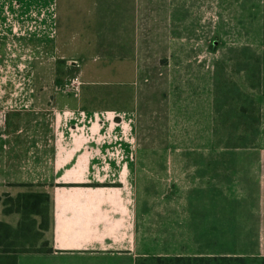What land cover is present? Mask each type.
I'll use <instances>...</instances> for the list:
<instances>
[{
  "label": "crops",
  "instance_id": "crops-1",
  "mask_svg": "<svg viewBox=\"0 0 264 264\" xmlns=\"http://www.w3.org/2000/svg\"><path fill=\"white\" fill-rule=\"evenodd\" d=\"M12 4L0 8V20L8 23L0 24V221L14 229L32 227L42 235L36 249L16 254L15 264H138L146 253L137 248L134 143L139 113L149 99L164 103L159 77L153 86L150 79L163 70L170 40L163 18H158L163 12L159 0ZM163 4L161 0V8ZM29 13L45 14L42 28L20 29L14 17H5L17 14L19 23V16ZM6 47L23 48V54L5 56L1 51ZM43 62L61 66V80L77 74L81 83L72 90L36 86ZM258 117L257 154H219L215 164L214 154H189L196 160L189 162L196 176L202 171L207 175L210 165L220 166L216 177L189 179V185L193 196L197 182L204 189L208 182L219 183L227 192L230 170L235 169L234 182L243 188L254 183L258 228L253 253L264 255V190L258 191L264 186V125ZM6 139L20 140L23 148L5 145ZM257 174L260 180L255 181ZM2 194L19 199L18 207L7 208ZM212 199L195 196L190 202L210 206Z\"/></svg>",
  "mask_w": 264,
  "mask_h": 264
},
{
  "label": "rangeland",
  "instance_id": "rangeland-1",
  "mask_svg": "<svg viewBox=\"0 0 264 264\" xmlns=\"http://www.w3.org/2000/svg\"><path fill=\"white\" fill-rule=\"evenodd\" d=\"M2 6L12 7V0L4 5L0 0ZM159 9L163 12L158 18H163L166 33L170 32V40L165 38L169 50L161 60L163 70L150 79V85H155L159 77L164 103L159 105L150 98L139 113L133 152L138 166L137 248L146 253L138 257V264H191L186 258L205 250L210 251L207 255L238 254L247 258L245 264H264L251 259L260 258L253 253L258 228L255 184L243 188V184L234 182L237 170H230L227 192L220 190L219 183L208 182L206 189L200 182L193 184L198 187L193 189L197 198H213L210 206L202 201L201 206H194L189 179L211 180L220 166L210 165L207 175L202 171L196 176L189 169V162L196 160L188 158L189 154H214L215 164L219 154H257L259 114L264 125V0H164L163 8L159 0ZM17 16L5 15L14 17L20 29L39 24L42 28L45 19V14H24L19 16L20 25ZM0 24L6 27L8 23L1 19ZM14 48L6 47L1 52L5 56L13 51L23 54V48ZM57 65L39 64L36 86L72 90V76L69 73L67 78H58L62 72ZM163 123L165 126H160ZM261 139L263 149L264 135ZM5 145L23 148L20 140L6 139ZM255 177V181L260 180L258 174ZM258 187V191L264 190V186ZM2 199L9 209L20 204L19 199L10 200L3 194ZM41 236L32 227L14 229L3 223L0 249L5 248L3 242L12 243L14 250L36 249ZM163 253L183 259L169 263Z\"/></svg>",
  "mask_w": 264,
  "mask_h": 264
},
{
  "label": "trees",
  "instance_id": "trees-1",
  "mask_svg": "<svg viewBox=\"0 0 264 264\" xmlns=\"http://www.w3.org/2000/svg\"><path fill=\"white\" fill-rule=\"evenodd\" d=\"M4 222L0 221V224H3ZM5 224V223H4ZM7 226V224H6ZM11 229V228H10ZM2 245H5V248L0 249V264H15V257L16 254L19 251H24V249H15L12 247V243H5L3 242ZM5 254V255H4ZM158 260H161L162 258L157 257ZM163 259H166L169 263L173 262H178L182 260V256H170V257H165ZM190 259V260H189ZM246 257L244 255H225V254H220V255H201V256H193L191 258H186V261H190L191 264H245L246 262ZM253 260L260 259L264 261V255H260V258H251Z\"/></svg>",
  "mask_w": 264,
  "mask_h": 264
},
{
  "label": "built area",
  "instance_id": "built-area-1",
  "mask_svg": "<svg viewBox=\"0 0 264 264\" xmlns=\"http://www.w3.org/2000/svg\"><path fill=\"white\" fill-rule=\"evenodd\" d=\"M71 64H74L75 66H78L79 63L77 61H72ZM81 83V80L77 74L72 76L71 84L73 87H77Z\"/></svg>",
  "mask_w": 264,
  "mask_h": 264
}]
</instances>
